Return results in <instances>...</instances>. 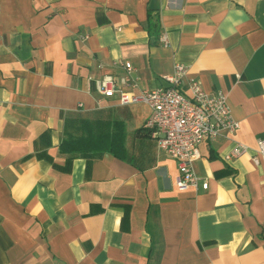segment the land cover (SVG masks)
Masks as SVG:
<instances>
[{
  "label": "crops",
  "instance_id": "1",
  "mask_svg": "<svg viewBox=\"0 0 264 264\" xmlns=\"http://www.w3.org/2000/svg\"><path fill=\"white\" fill-rule=\"evenodd\" d=\"M165 35L167 44L160 37ZM222 92L234 133L202 141L208 182L178 190L145 103L96 89ZM77 118L108 119L123 158L60 152ZM264 137V0H0V264H264V171L236 144Z\"/></svg>",
  "mask_w": 264,
  "mask_h": 264
},
{
  "label": "built area",
  "instance_id": "2",
  "mask_svg": "<svg viewBox=\"0 0 264 264\" xmlns=\"http://www.w3.org/2000/svg\"><path fill=\"white\" fill-rule=\"evenodd\" d=\"M163 45L167 44L165 35L160 37ZM125 75L120 85L111 75H103L96 82L97 91L104 97L118 93L119 103H145L150 108V116L144 126L158 146L177 163L175 186L178 190L188 188L207 189L208 182L202 179L195 170V161L200 157L199 144L222 133H234L238 122L229 111L226 97L222 92H206L198 80L188 82V93L180 88L186 75V66L176 63L171 73L164 76L166 85L155 89H140L132 93L129 89L135 85L131 72L133 67L128 61L121 63ZM252 150L250 155L254 166L264 171V137L257 138L254 148L236 144L226 155L237 157Z\"/></svg>",
  "mask_w": 264,
  "mask_h": 264
},
{
  "label": "trees",
  "instance_id": "3",
  "mask_svg": "<svg viewBox=\"0 0 264 264\" xmlns=\"http://www.w3.org/2000/svg\"><path fill=\"white\" fill-rule=\"evenodd\" d=\"M123 139L124 135L115 122L101 118H77L71 120L65 129L59 150L68 155V160L73 156L91 159L104 152L123 158L125 153Z\"/></svg>",
  "mask_w": 264,
  "mask_h": 264
}]
</instances>
